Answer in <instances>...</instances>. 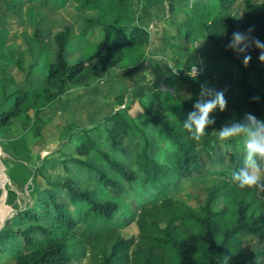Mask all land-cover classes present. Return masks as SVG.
I'll use <instances>...</instances> for the list:
<instances>
[{
  "label": "trees",
  "instance_id": "1",
  "mask_svg": "<svg viewBox=\"0 0 264 264\" xmlns=\"http://www.w3.org/2000/svg\"><path fill=\"white\" fill-rule=\"evenodd\" d=\"M241 1L240 16L231 10L235 0H204L188 9L193 13L200 10L198 22L210 42L216 36L223 38L216 57L238 77L240 103L247 113L264 120L260 50L249 49L252 58L245 66L244 54L227 48L233 32L243 33L250 27H254L251 35L264 43V0ZM75 8L99 11L98 17L84 19L80 32L83 38L95 40V49L87 55L69 61V25L54 32L49 41L43 40L39 26L34 27L31 38L41 48H49L52 54L48 61L27 56L24 50L14 59L0 53V66L8 73L11 65L25 71L26 79L37 70L44 72L42 85H26L3 94L0 129L18 116L28 119L29 110L38 115L42 103L63 94L69 83L90 85L108 59L119 63L125 48L140 49L148 42L149 30L134 22L130 0H76ZM11 79H15L13 74ZM150 98L139 103L142 116L156 125L161 140L153 152V136L130 115V103L105 117L109 121L105 127L109 149L101 148L96 127L90 126L81 129L78 141L71 135L66 137L64 143H69L70 150H61L60 158H45L35 166L37 173L32 181L45 178L43 194L17 211L8 234L19 239L25 250L6 255L0 248L5 259L0 264H72L86 255L87 247L88 264H264V190L241 189L233 179V173L243 166L244 145H238L233 137L221 140V129L213 124L200 141H194L183 124L193 110L192 104L174 98L169 104L159 105ZM118 100L123 103V96ZM41 120L44 123L46 118ZM221 149L224 163L202 161L203 152L216 158ZM93 152L98 153L97 160L89 158ZM45 168L60 171L62 177H49ZM76 169L83 170L88 181H95L98 197L80 187L73 176ZM259 173L264 182V161L260 162ZM203 175H212L215 180L205 186L203 199L194 207L180 197L179 190ZM123 183L130 186V194ZM131 222L136 224L137 233L121 235V228ZM8 235L0 233V239ZM245 235L260 240L261 246L245 248ZM100 238L109 243L97 244Z\"/></svg>",
  "mask_w": 264,
  "mask_h": 264
},
{
  "label": "rangeland",
  "instance_id": "2",
  "mask_svg": "<svg viewBox=\"0 0 264 264\" xmlns=\"http://www.w3.org/2000/svg\"><path fill=\"white\" fill-rule=\"evenodd\" d=\"M143 1L145 2V0H130V6L134 21L147 26L148 42L140 49L125 48L124 59L119 63L108 59L92 84L85 86L69 83L63 94L51 102L42 103L38 115H33V111L29 110L28 119L23 115L16 117L11 127L4 132L3 136L14 138L13 142H8L6 139L0 141L5 170L21 178L23 195L29 201L38 199L43 194L41 189L46 186L45 178L32 181L36 178L35 166L45 158H60L61 150L68 152L70 145L64 143V140L69 135L78 141L82 136L81 129L95 126V131L100 136L98 142L101 148L109 149L105 140V127L109 121L105 117L116 108L131 103L130 115L152 134L151 152L157 149L161 145L157 127L142 116L140 99L146 100L151 97L152 101L163 105L169 104L174 98H179L194 106L199 99L201 85L207 84L215 91H223L227 100L224 112L217 109L211 114V118L215 120L213 126L222 129L231 123L245 121V115L248 113L246 106L240 103L238 77L223 59L216 57L222 49L223 38L216 36L210 42L198 22L197 15L200 10L193 13L188 9L194 4H201L204 0H149L148 6L142 8ZM170 2L172 8H169ZM75 4L76 0H0V53L2 52L7 59H14L18 51L24 50L27 56L32 54L33 57L38 56L48 61L52 54L49 48H41L31 38L34 27L39 26L43 40L49 41L54 32L69 25L72 31L67 45L69 61L74 62L80 56L87 55L89 51L95 49V40L88 39L87 44L84 45L85 38L80 32L84 27V19L98 17L99 11L79 12ZM231 10L240 16L242 1L235 0ZM101 18L105 19L103 15ZM8 70L10 73L0 66V84L4 86L9 82L7 77L11 74L15 77V83L10 87L7 86L6 91L24 83H28L29 86L43 84L42 71L37 70L26 79L25 71H19L15 65L9 66ZM120 95L123 96V103L118 100ZM43 117L46 118L44 123L41 120ZM37 125L39 126L37 133H34V127ZM233 138L237 139L238 145L243 144V136ZM222 151L223 149L216 158H211L209 154L203 152L202 161L209 164L216 159L213 163L216 161L224 163ZM89 158L97 160L98 153L93 152ZM44 172L51 178L62 177L60 171L46 169ZM84 173L83 170L76 169L73 176L81 188L90 189L92 194L98 197L99 187L95 185V181H88ZM214 180L215 177L212 175L206 177L203 175L192 181L190 186L182 187L179 195L195 207L204 197L205 186ZM123 185L130 190L128 192L130 194V186L124 183ZM59 198L65 201L60 195ZM45 223L51 225L48 220ZM13 227L12 222H9L3 232L8 235ZM119 233L123 236L135 235L137 226L131 222L122 227ZM75 236V238L79 236L78 230L75 231ZM259 242L260 240L250 235H245L243 238V244L247 249L260 247L262 243ZM107 243L109 240L105 238L97 240L99 245ZM0 248L5 250L6 255L25 250L23 243L12 236L0 239ZM86 251V255L81 260L72 264H88L90 248L87 247ZM2 260L5 259L0 255V261Z\"/></svg>",
  "mask_w": 264,
  "mask_h": 264
},
{
  "label": "clouds",
  "instance_id": "3",
  "mask_svg": "<svg viewBox=\"0 0 264 264\" xmlns=\"http://www.w3.org/2000/svg\"><path fill=\"white\" fill-rule=\"evenodd\" d=\"M253 31L254 27H250L243 33L233 32L231 42L227 45L228 49L244 54L242 62L245 66L251 61L252 57L248 52L252 47L260 50L258 59L264 63V43L251 35ZM226 106L227 100L223 91H215L209 88L207 84L201 85L199 99L183 122L184 128L190 133V138L194 141H200L204 137L206 129L215 123L211 114L217 109L224 112ZM234 136L244 137L243 166L238 172L233 173L234 181L241 189L256 187L264 190V182L261 181L258 174L260 162L264 161V120L257 119L249 113L245 115L243 123L234 122L224 126L219 131L221 140Z\"/></svg>",
  "mask_w": 264,
  "mask_h": 264
},
{
  "label": "crops",
  "instance_id": "4",
  "mask_svg": "<svg viewBox=\"0 0 264 264\" xmlns=\"http://www.w3.org/2000/svg\"><path fill=\"white\" fill-rule=\"evenodd\" d=\"M145 2L143 1V3L141 4L142 8L143 7L145 8L148 6L149 0H145ZM84 11H87V10H83L79 12H84ZM92 11H96V10L93 9L88 12H92ZM136 23L141 24L139 22H136ZM141 25H144V24H141ZM86 40L87 39H83L84 45L87 44ZM91 46L92 45H90V47ZM7 81L9 82H7L6 84H9V85L4 84L3 86L2 84H0V99L2 98L4 93H9L16 88L24 87L28 84V83L27 84L24 83V85L13 86V88L11 89L9 88L7 89L8 91H6L5 90L6 87L12 86L15 83V79H11V75H10L9 77H7ZM1 85H2V88H1ZM32 87H37V86H32ZM11 124L7 127H3L0 129V141H2V139H6L8 142L14 140V138L3 136L4 132H6V130H8L11 127ZM22 189L23 188L21 185V178L17 176L16 174H13V173L10 174V172L5 170L3 158L1 157V151H0V233H4L3 231L5 230L6 224H8L9 222H12V220L14 219L13 217L17 214V211L29 202V199H27V197L23 195Z\"/></svg>",
  "mask_w": 264,
  "mask_h": 264
},
{
  "label": "water",
  "instance_id": "5",
  "mask_svg": "<svg viewBox=\"0 0 264 264\" xmlns=\"http://www.w3.org/2000/svg\"><path fill=\"white\" fill-rule=\"evenodd\" d=\"M38 127H39L38 125L35 126V128H34L35 133H37Z\"/></svg>",
  "mask_w": 264,
  "mask_h": 264
}]
</instances>
